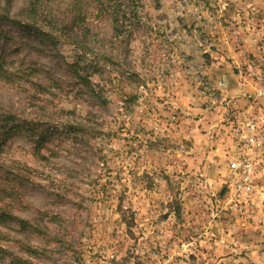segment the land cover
<instances>
[{
	"label": "rangeland",
	"instance_id": "1",
	"mask_svg": "<svg viewBox=\"0 0 264 264\" xmlns=\"http://www.w3.org/2000/svg\"><path fill=\"white\" fill-rule=\"evenodd\" d=\"M0 62V264H264V0H0Z\"/></svg>",
	"mask_w": 264,
	"mask_h": 264
},
{
	"label": "built area",
	"instance_id": "2",
	"mask_svg": "<svg viewBox=\"0 0 264 264\" xmlns=\"http://www.w3.org/2000/svg\"><path fill=\"white\" fill-rule=\"evenodd\" d=\"M258 123L255 117H250L243 123L240 120L235 122L236 139L225 155L230 172L231 205H248L256 188L258 159L264 148V137L258 130ZM243 209L242 206L241 210Z\"/></svg>",
	"mask_w": 264,
	"mask_h": 264
},
{
	"label": "trees",
	"instance_id": "3",
	"mask_svg": "<svg viewBox=\"0 0 264 264\" xmlns=\"http://www.w3.org/2000/svg\"><path fill=\"white\" fill-rule=\"evenodd\" d=\"M19 23V22H18ZM116 29H118V24H116ZM0 73L2 74V76L1 77H5L4 75H6L7 76V78H5L6 80H9L10 79V77L8 76V75H10V73L9 72H7L6 70H5V68H4V66H3V64L0 62ZM76 73H77V75L82 79V80H84L85 79V76H84V74L82 73V72H80V71H76ZM42 138V137H41ZM2 144H0V146H1ZM38 156L39 157H41V158H43V157H45L43 154H41V151L40 152H38ZM4 217V214L2 215L1 214V217ZM56 218L58 217V216H55ZM1 219V218H0ZM27 221H24L23 223H26Z\"/></svg>",
	"mask_w": 264,
	"mask_h": 264
}]
</instances>
